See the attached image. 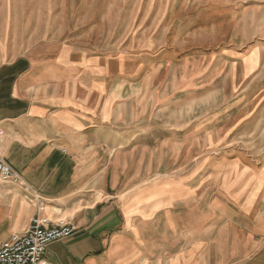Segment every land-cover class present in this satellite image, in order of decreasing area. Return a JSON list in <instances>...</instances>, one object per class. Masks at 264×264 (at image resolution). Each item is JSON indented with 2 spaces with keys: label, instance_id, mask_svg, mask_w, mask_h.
Wrapping results in <instances>:
<instances>
[{
  "label": "crops",
  "instance_id": "crops-1",
  "mask_svg": "<svg viewBox=\"0 0 264 264\" xmlns=\"http://www.w3.org/2000/svg\"><path fill=\"white\" fill-rule=\"evenodd\" d=\"M36 4L50 0H0V156L28 187L0 182V243L29 226L36 195L41 215L76 228L41 264H264V190L239 214L217 195L197 221L178 180L136 172L114 80Z\"/></svg>",
  "mask_w": 264,
  "mask_h": 264
},
{
  "label": "rangeland",
  "instance_id": "rangeland-1",
  "mask_svg": "<svg viewBox=\"0 0 264 264\" xmlns=\"http://www.w3.org/2000/svg\"><path fill=\"white\" fill-rule=\"evenodd\" d=\"M29 7L61 18L57 39L98 56L101 79L114 80L116 124L129 127V157L145 162L136 172L178 180L197 221L217 195L230 213L250 212L264 190V0Z\"/></svg>",
  "mask_w": 264,
  "mask_h": 264
},
{
  "label": "built area",
  "instance_id": "built-area-1",
  "mask_svg": "<svg viewBox=\"0 0 264 264\" xmlns=\"http://www.w3.org/2000/svg\"><path fill=\"white\" fill-rule=\"evenodd\" d=\"M0 182L21 185L28 189L19 174L1 156ZM30 199L31 202L35 201L36 204H39L37 212L27 228L21 232L13 233L9 239L0 243V264H41L45 247L71 236L76 229L71 218L51 222L40 214L41 198L32 195Z\"/></svg>",
  "mask_w": 264,
  "mask_h": 264
},
{
  "label": "bare ground",
  "instance_id": "bare-ground-1",
  "mask_svg": "<svg viewBox=\"0 0 264 264\" xmlns=\"http://www.w3.org/2000/svg\"><path fill=\"white\" fill-rule=\"evenodd\" d=\"M24 210H25V208H24ZM22 211V210H21ZM22 214H24V213H22Z\"/></svg>",
  "mask_w": 264,
  "mask_h": 264
}]
</instances>
